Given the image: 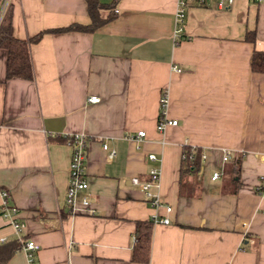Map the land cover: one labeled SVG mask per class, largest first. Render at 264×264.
<instances>
[{
	"label": "crops",
	"instance_id": "0c3cea01",
	"mask_svg": "<svg viewBox=\"0 0 264 264\" xmlns=\"http://www.w3.org/2000/svg\"><path fill=\"white\" fill-rule=\"evenodd\" d=\"M98 1L115 12L104 25L30 44L32 79L8 78L0 47V187L23 222L16 233L0 215V244L21 243L4 264H28L24 240L40 264H264V72L250 61L264 50V0H188L179 36L178 0ZM8 4L18 38L91 22L86 0H4L2 13ZM162 94L177 122L158 130ZM74 134L86 137L88 187L70 206L61 138ZM185 147L201 149V168L181 177ZM151 168L157 204L131 182ZM140 219L152 235L139 263Z\"/></svg>",
	"mask_w": 264,
	"mask_h": 264
},
{
	"label": "trees",
	"instance_id": "16d2710c",
	"mask_svg": "<svg viewBox=\"0 0 264 264\" xmlns=\"http://www.w3.org/2000/svg\"><path fill=\"white\" fill-rule=\"evenodd\" d=\"M0 0V7L2 5ZM88 14L91 22L88 24L71 23L67 26L44 29L27 38H18L13 35L11 23V6L8 4L0 17V47L7 50L6 76L8 78L18 77L24 79L33 78V70L30 57V44L36 42L46 32H65V31H92L104 25L115 16L111 5H103L98 0H86ZM252 38V35L248 36ZM251 68L257 72H264V50L255 49L251 58ZM68 141L69 136L61 138ZM202 151L195 147H185L183 149L180 175L199 171L201 168ZM240 157L234 161L235 169L240 166ZM152 220H138L135 228V238L132 247V259L136 262H147L150 255ZM21 248L18 241H10L7 244H0V264Z\"/></svg>",
	"mask_w": 264,
	"mask_h": 264
},
{
	"label": "built area",
	"instance_id": "2783aa9c",
	"mask_svg": "<svg viewBox=\"0 0 264 264\" xmlns=\"http://www.w3.org/2000/svg\"><path fill=\"white\" fill-rule=\"evenodd\" d=\"M233 0H218L219 5H223V2L231 3ZM254 2H259L261 0H253ZM198 3H202L203 0H196ZM4 8V1H3ZM188 6V0H178L177 10H176V22L177 28L175 29V35L179 36L182 31V24L184 21V17ZM2 8V9H3ZM2 9L0 10V17L2 15ZM89 101L97 102L99 101V97L96 95H92L88 97ZM167 103V98L164 94H162L160 98V114L159 120L157 123V129L161 130L166 124H176V120H169L164 116V108ZM145 135L144 130H139L136 133V138H140ZM129 138H132L130 135ZM133 139V138H132ZM72 146V154L71 160L69 164V185L66 191V199L67 205L72 206L76 200L78 195L81 192H85L88 187L87 179L84 173V161L86 154V137L83 134H74L70 135L68 141ZM103 149H107V145H102ZM114 156L113 151H109L108 157L111 158ZM229 155L227 153L224 154L223 160H227ZM149 160H156L157 157L154 153L148 154ZM148 178L146 180H141L138 177H132L131 182L134 184H139L143 189L146 198L152 203L157 204V197L151 193L150 189L155 187L158 183L159 172L157 169L151 168L148 172ZM219 176V172L215 171L212 174V179H215ZM262 192L264 193V187L260 186ZM8 196V191L4 188L0 187V215L7 220V223L11 225L16 233H20L22 230L23 222L20 218H18V209L14 205H9L6 203ZM83 204H88L89 200L86 196H83L81 199ZM171 206H167V210H170ZM164 223L170 221L168 218L162 219ZM0 241H4V238H0ZM22 249L27 253L28 264H40L37 260H35V251L37 250V246L33 240H24L22 244Z\"/></svg>",
	"mask_w": 264,
	"mask_h": 264
},
{
	"label": "rangeland",
	"instance_id": "374dc122",
	"mask_svg": "<svg viewBox=\"0 0 264 264\" xmlns=\"http://www.w3.org/2000/svg\"><path fill=\"white\" fill-rule=\"evenodd\" d=\"M4 1V0H3ZM3 1H2V3H3ZM3 8V4L1 5V7H0V10Z\"/></svg>",
	"mask_w": 264,
	"mask_h": 264
}]
</instances>
